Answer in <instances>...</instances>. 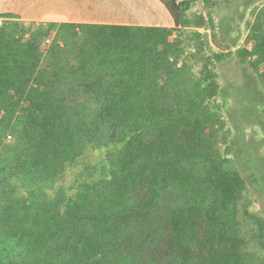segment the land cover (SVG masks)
I'll use <instances>...</instances> for the list:
<instances>
[{"label":"trees","instance_id":"trees-1","mask_svg":"<svg viewBox=\"0 0 264 264\" xmlns=\"http://www.w3.org/2000/svg\"><path fill=\"white\" fill-rule=\"evenodd\" d=\"M160 1L173 28L0 14V264H264L242 234L215 72L235 55L264 92V5L233 52L211 12L189 17L198 0ZM105 146L106 177L59 187Z\"/></svg>","mask_w":264,"mask_h":264},{"label":"rangeland","instance_id":"rangeland-1","mask_svg":"<svg viewBox=\"0 0 264 264\" xmlns=\"http://www.w3.org/2000/svg\"><path fill=\"white\" fill-rule=\"evenodd\" d=\"M211 2V5L206 7L202 0L195 1L189 17L208 15L211 12L218 25L221 39L236 52L245 46L249 25L253 20L252 11L264 5V0H211ZM4 22L5 20H0L1 25ZM21 24L26 29L50 25L23 21ZM59 26L61 25L57 24V27ZM50 43L46 41L45 48ZM194 47L193 43H188L189 51ZM211 47L205 48L204 54H209L212 49L217 51L213 44ZM215 72L221 85L217 99L232 132L230 140L233 159L247 183V190L239 204L242 234L247 241L248 251L264 257L262 247L264 239H261L258 225L259 219L264 220V92L251 68L241 64L235 55L218 65ZM7 142L13 144L15 137H8ZM116 149L113 146L91 147L76 166L69 168L59 187H63L72 195L85 181L106 177L110 167L109 152Z\"/></svg>","mask_w":264,"mask_h":264},{"label":"crops","instance_id":"crops-1","mask_svg":"<svg viewBox=\"0 0 264 264\" xmlns=\"http://www.w3.org/2000/svg\"><path fill=\"white\" fill-rule=\"evenodd\" d=\"M0 14L43 24L175 26L160 0H0Z\"/></svg>","mask_w":264,"mask_h":264},{"label":"built area","instance_id":"built-area-1","mask_svg":"<svg viewBox=\"0 0 264 264\" xmlns=\"http://www.w3.org/2000/svg\"><path fill=\"white\" fill-rule=\"evenodd\" d=\"M50 42H51V40H48V41H47V43H50ZM9 138H11V136H9Z\"/></svg>","mask_w":264,"mask_h":264}]
</instances>
